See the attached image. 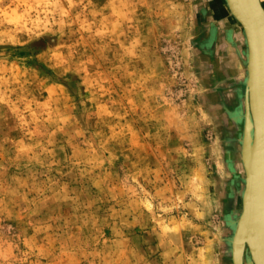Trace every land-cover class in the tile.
I'll use <instances>...</instances> for the list:
<instances>
[{"label":"rangeland","instance_id":"obj_1","mask_svg":"<svg viewBox=\"0 0 264 264\" xmlns=\"http://www.w3.org/2000/svg\"><path fill=\"white\" fill-rule=\"evenodd\" d=\"M201 7L0 0V264H232L247 49Z\"/></svg>","mask_w":264,"mask_h":264},{"label":"water","instance_id":"obj_2","mask_svg":"<svg viewBox=\"0 0 264 264\" xmlns=\"http://www.w3.org/2000/svg\"><path fill=\"white\" fill-rule=\"evenodd\" d=\"M234 13L237 15L241 23L243 24L248 47V60L246 64L247 69V99L245 102L246 106V117L244 128L249 125L250 119L248 118L249 106L252 107L255 129L253 132L254 146L257 147V138H259L260 132L264 138V10L259 3V0H228ZM228 5V4H227ZM230 11V10H229ZM250 102V103H249ZM250 104V105H249ZM257 115V122L256 121ZM251 130V129H250ZM260 130V132H259ZM251 136V131H250ZM242 149V160L245 169V188L248 192L246 201L242 200V213L238 221L237 228L232 240L231 254L234 258L235 254H241L245 248H250L254 255V264H264V242L260 239L258 227L256 223H252L253 210L256 215L254 206L259 202L258 197L261 194H256L255 186L252 187V183H259L264 173V139L258 145L263 161L256 163V166L251 168V173L247 174V161L245 156L249 151ZM262 167V169H260ZM258 195V196H257ZM264 205V204H263ZM246 213V214H245ZM250 225V226H249ZM250 230H249V229ZM248 245V246H247Z\"/></svg>","mask_w":264,"mask_h":264},{"label":"flooded vegetation","instance_id":"obj_3","mask_svg":"<svg viewBox=\"0 0 264 264\" xmlns=\"http://www.w3.org/2000/svg\"><path fill=\"white\" fill-rule=\"evenodd\" d=\"M202 5L203 7H201V13L202 15L205 16V21H209L208 26L206 28V32L205 35L206 37V41L209 44V41H215L217 40V44L216 47L218 49L220 48H224L225 43L224 40L222 38V30H223V26H225L226 24H231V22H233L234 24V29H233V34L235 33V22L232 20V17H230V15L226 12V7L224 6V1L223 0H202ZM207 7V8H206ZM209 10V11H208ZM214 23V24H213ZM234 37V35H233ZM234 42V43H233ZM233 42H230V46L231 49L233 50L232 53H229L230 55H228L229 58V67L231 69L236 70L240 69L241 70V63L237 58V47L238 45H236V41L233 38ZM246 49V47H245ZM229 51V47L227 46L226 48H224V51ZM246 55V54H245ZM235 56V57H234ZM224 57V56H223ZM227 66V65H226ZM229 68V69H230ZM237 80V81H236ZM238 81L239 78L238 76H236L235 79L232 80L233 82V86H232V90H231V94H230V110H233L235 103L237 102V95H238ZM239 97V95H238ZM227 102V101H226ZM238 106V105H237ZM232 142V144H231ZM230 143H228L229 147L228 150H225V163H226V167L228 169V171H230L231 175H230V181L229 183L226 184L225 187V196H224V202L228 205L227 207H232V203H234L236 200L237 202L241 199V195H240V190H239V179L236 178V174H235V170L233 169V167L237 170V168L239 167L238 165V150H235V143H234V138ZM224 146L227 147V144L225 143ZM237 165V168H236ZM234 170V171H233ZM235 178V179H233ZM232 182V183H230ZM235 200V201H234ZM226 206V205H225ZM226 264H228V262L226 261Z\"/></svg>","mask_w":264,"mask_h":264},{"label":"bare ground","instance_id":"obj_4","mask_svg":"<svg viewBox=\"0 0 264 264\" xmlns=\"http://www.w3.org/2000/svg\"><path fill=\"white\" fill-rule=\"evenodd\" d=\"M226 1H227V4H228V8L230 10V13L232 15V19L237 21V23L239 25V29L242 31L243 38H244V41H245L244 44L246 45L245 47L247 49L246 53H247V60H248L247 37H246V33H245V30H244L243 24L241 23V21L239 20L237 15L232 10L229 1L228 0H226ZM259 3H260V5L262 6V8L264 10V5L262 3V0H259ZM248 78H249V76H248ZM247 81H248V79H247ZM248 110H249L248 118L250 119V122H249L250 128H249V125H248L247 127H245L243 129L242 149H243V146H244L245 150H248V146L249 145L251 146L249 148L248 153L245 156V160L247 161V173H248L247 175L249 176L250 173H251V168H253V170H254V167L256 166V163L258 162V160L262 164V161L264 159V158L262 159L263 156H261V151H260V149L258 147V145L261 142V138H262V140L264 138H263V135H261V132L259 130L260 135H259V138L256 139V140H258L257 141L258 142L257 143V147L255 145V149H254L253 148V146H254L253 132H254V129H255V124H254V117H253L252 107L249 106ZM255 122H257V115H256V121ZM250 131H251V136H250ZM260 169H262V167ZM262 172L264 173V170H262ZM254 186H255V189H256V194L259 193V194H261V196L258 197V198H260L259 202L256 203L255 206H254V209L256 210V215L254 214V210H253V215H252L253 219H252L251 224L252 223H256L255 225H256V227H258V232H259V235H260V239H263V242H264V205H263L264 204V175L259 180V183H252V187H254ZM248 192L249 191L246 192V190L243 192V197H242L243 201H246L245 198H246V196L248 197ZM247 256H249V259H250L249 263L251 262L250 264H254V261H253L254 255L252 254V251H250L249 246H248V249L245 248L241 254L236 253L234 258L232 257V264H248V262H245L246 259H247Z\"/></svg>","mask_w":264,"mask_h":264}]
</instances>
